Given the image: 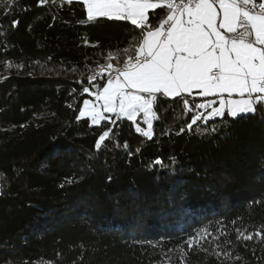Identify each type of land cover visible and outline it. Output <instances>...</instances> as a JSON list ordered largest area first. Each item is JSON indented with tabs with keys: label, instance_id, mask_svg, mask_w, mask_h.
Listing matches in <instances>:
<instances>
[{
	"label": "trees",
	"instance_id": "16d2710c",
	"mask_svg": "<svg viewBox=\"0 0 264 264\" xmlns=\"http://www.w3.org/2000/svg\"><path fill=\"white\" fill-rule=\"evenodd\" d=\"M139 36L82 2L0 0V264H264V238L237 239L264 229V102L189 131L210 98L187 96L189 112L161 96L151 139L127 118L76 119L83 87L106 81L89 75Z\"/></svg>",
	"mask_w": 264,
	"mask_h": 264
},
{
	"label": "snow or ice",
	"instance_id": "6c2138e0",
	"mask_svg": "<svg viewBox=\"0 0 264 264\" xmlns=\"http://www.w3.org/2000/svg\"><path fill=\"white\" fill-rule=\"evenodd\" d=\"M81 2L88 21L108 18L130 22L140 36L123 50L122 63L118 55L109 53L107 59L116 60L118 66L111 62L105 66L107 82L92 93L98 103L85 99L77 120L89 117L92 125H99L109 119L105 114L111 113L136 123L137 116L143 114L148 124L143 135L151 139L152 121L158 118L154 107L161 96L182 98L189 112L187 96L219 97V107H212L207 116L192 115L189 131L201 119L255 113L257 105L264 102V0H67L69 4ZM46 3L39 0L41 6ZM157 9L165 14L152 25L149 12ZM18 23L12 21L11 27ZM88 79L91 83L95 76ZM83 92L89 93L90 88L83 87ZM233 95L239 98L232 99ZM212 104L207 101L195 107ZM136 130L141 131L138 124ZM111 133L109 129L99 135L97 150ZM237 232L238 240L264 238V229L248 235L239 229ZM198 242L189 237L188 249Z\"/></svg>",
	"mask_w": 264,
	"mask_h": 264
},
{
	"label": "rangeland",
	"instance_id": "374dc122",
	"mask_svg": "<svg viewBox=\"0 0 264 264\" xmlns=\"http://www.w3.org/2000/svg\"><path fill=\"white\" fill-rule=\"evenodd\" d=\"M104 65H106V64H104ZM117 66H118V65H117ZM114 67H116V66H114ZM97 69H98V68H97ZM97 69H96V70H97ZM96 70H94V71L89 75V77H90V76H95V80H96L97 78H100L99 75H97V74L95 73ZM106 80H107V79H106ZM106 82H107V81H106ZM95 92H96V90H92V89H91L89 93H86L87 96H85V97L82 99L81 104H80V107H83V101H84L85 99H87V100H89V101H92V102H94V103H98V102H95V96L92 94V93H95ZM232 99H238V98H234V97H232ZM207 101H212V100H207ZM207 101H202V102H200L199 104L206 103ZM214 104H215V102H213V104H212L211 106L214 107V106H215ZM77 115H79V110H78ZM105 115H107V116L109 117V115H114V114L106 113ZM139 115H140V119H141V121L135 123V129L137 128V124H138L139 127L141 128V131H139V132L143 134V131L148 130V124L145 122L144 117H143V114H139ZM137 117H138V116H137ZM82 118H83V117H82ZM84 118H87V119L89 120V122L91 123V119H90L89 117H84ZM151 134H152V129H151Z\"/></svg>",
	"mask_w": 264,
	"mask_h": 264
},
{
	"label": "crops",
	"instance_id": "0c3cea01",
	"mask_svg": "<svg viewBox=\"0 0 264 264\" xmlns=\"http://www.w3.org/2000/svg\"><path fill=\"white\" fill-rule=\"evenodd\" d=\"M87 14V13H86ZM107 81V80H106ZM105 81V83H106ZM102 88V87H101ZM234 98H239L238 96L236 95H233ZM208 98H210V100H212L213 102H215V106L214 107H219V97L217 96H209Z\"/></svg>",
	"mask_w": 264,
	"mask_h": 264
},
{
	"label": "bare ground",
	"instance_id": "6f19581e",
	"mask_svg": "<svg viewBox=\"0 0 264 264\" xmlns=\"http://www.w3.org/2000/svg\"><path fill=\"white\" fill-rule=\"evenodd\" d=\"M106 65H104V64L100 65L98 67V69L95 71V73H103L104 72V68L106 69V67H105Z\"/></svg>",
	"mask_w": 264,
	"mask_h": 264
},
{
	"label": "built area",
	"instance_id": "2783aa9c",
	"mask_svg": "<svg viewBox=\"0 0 264 264\" xmlns=\"http://www.w3.org/2000/svg\"><path fill=\"white\" fill-rule=\"evenodd\" d=\"M97 75H99V77H106V79L108 78V71L107 69L104 68V72L103 73H96Z\"/></svg>",
	"mask_w": 264,
	"mask_h": 264
}]
</instances>
